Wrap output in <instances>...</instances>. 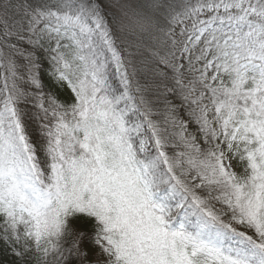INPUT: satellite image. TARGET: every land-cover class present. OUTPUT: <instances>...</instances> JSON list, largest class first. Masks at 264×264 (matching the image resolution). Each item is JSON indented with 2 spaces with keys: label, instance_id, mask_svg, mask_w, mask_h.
Returning a JSON list of instances; mask_svg holds the SVG:
<instances>
[{
  "label": "snow or ice",
  "instance_id": "1",
  "mask_svg": "<svg viewBox=\"0 0 264 264\" xmlns=\"http://www.w3.org/2000/svg\"><path fill=\"white\" fill-rule=\"evenodd\" d=\"M0 264H264V0H0Z\"/></svg>",
  "mask_w": 264,
  "mask_h": 264
}]
</instances>
